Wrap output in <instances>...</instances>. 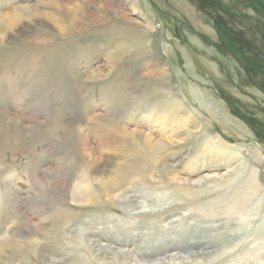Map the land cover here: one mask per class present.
Masks as SVG:
<instances>
[{
	"label": "rangeland",
	"instance_id": "1",
	"mask_svg": "<svg viewBox=\"0 0 264 264\" xmlns=\"http://www.w3.org/2000/svg\"><path fill=\"white\" fill-rule=\"evenodd\" d=\"M0 18V264H264V0H0Z\"/></svg>",
	"mask_w": 264,
	"mask_h": 264
},
{
	"label": "bare ground",
	"instance_id": "2",
	"mask_svg": "<svg viewBox=\"0 0 264 264\" xmlns=\"http://www.w3.org/2000/svg\"><path fill=\"white\" fill-rule=\"evenodd\" d=\"M23 7V6H22ZM25 7V6H24ZM26 8V7H25ZM20 9V8H19ZM23 10V9H22ZM26 12V11H25ZM14 13V12H13ZM18 13V12H17ZM16 13V14H17ZM14 15V14H13ZM13 15H12V13H5V16H4V18L8 21V20H11V18L13 17ZM27 15H28V13H27ZM71 15H72V13L71 14H68V16L69 17H71ZM15 17V16H14ZM13 17V18H14ZM5 19H4V21H5ZM0 20H3L2 18H0ZM3 21V22H4ZM7 23H10V22H7ZM0 29L2 28V21H1V24H0ZM12 30V29H11ZM8 31H9V29H8ZM8 33V32H7ZM9 38V36H7V37H4V39L3 40H6V39H8ZM113 62V61H112ZM13 113V112H12ZM12 119V118H11ZM107 120V121H106ZM110 120H112V119H105V122L106 123H102V124H98L97 125V129H98V131H100V133L102 134V142L104 143V145L106 146V147H117V142L115 141L116 140V138H117V131L115 130V128H113L110 124H112L111 122H110ZM94 121V120H93ZM98 121V120H97ZM119 130V129H118ZM122 132H123V130H122ZM130 134V133H129ZM131 134H133V133H131ZM140 144H141V147H143V148H145L150 154H151V157L153 158V160L156 162V163H158V165L160 166V171L163 173V174H167V175H171V172L173 171V168L174 167H172V164L171 163H169V162H166L165 160H163L162 158H160V157H158V155H157V150H156V148L158 149V148H160L161 147V144H160V142H155V143H153L150 139L148 140V139H146V141L145 142H141L140 141ZM119 147V146H118ZM155 150V151H154ZM112 151V150H111ZM111 154V153H110ZM174 166V165H173ZM93 167V166H92ZM105 167V166H104ZM52 168V167H51ZM95 168H96V166H95ZM94 168V169H95ZM100 168V167H99ZM102 168V167H101ZM107 168V167H106ZM49 170V169H48ZM52 170H54V169H52ZM93 170V169H92ZM101 170V169H100ZM96 171L98 172V168L96 169ZM96 172V173H97ZM109 172V171H108ZM95 173V172H94ZM47 175V174H46ZM50 175V174H49ZM55 176H56V173H55ZM50 177H51V175H50ZM49 177V178H50ZM60 177V176H59ZM58 177V178H59ZM72 177V176H71ZM34 178V177H33ZM32 178V179H33ZM62 178V177H61ZM39 178H38V176H35V179L34 180H36V182H37V180H38ZM171 181H173V182H175L176 184H177V182L178 181H176V180H178V177L177 176H174V177H170L169 178ZM152 177L150 176V175H146L145 174V176L142 178V186L144 187H140V188H135V190L137 189V190H140V191H143L144 189H145V187H148V185L149 186H151L150 185V183H152ZM39 182V181H38ZM42 182V181H41ZM40 182V183H41ZM75 182V181H74ZM100 182V181H99ZM204 181L203 180H201V183H203ZM39 183V184H40ZM36 184H38V183H36ZM181 184V183H180ZM191 184V183H190ZM4 185V184H3ZM182 185V184H181ZM180 185V186H181ZM198 185H199V182H198ZM41 186V185H40ZM65 186V185H64ZM180 186H178L177 185V188H178V190L180 189H182V190H184V189H186V187H180ZM254 187V184L253 183H251V182H249V183H246V189H250V188H253ZM44 188V187H43ZM187 189H190V187H187ZM2 190H3V188H2ZM72 193H73V195L76 197V199H82L83 201L84 200H88V198L90 197V193H92V191H91V189L88 187V186H86V185H82L81 183H72ZM186 193H187V191H186ZM14 197V196H13ZM12 198V194L10 193V191L8 190V189H6V188H4V191L2 192V194H1V197H0V204L3 202V201H5V200H9V199H11ZM90 199V198H89ZM97 199V198H96ZM124 199V198H123ZM75 201V200H74ZM79 201V200H78ZM129 201V204L128 205H130V206H132L133 208L131 209V210H133V212H135L134 214H136V215H138L139 214V216H140V214H142V213H145L147 210L145 209L146 207H147V205H145V203H143V202H141V201H130V200H128ZM80 202V201H79ZM92 202V201H91ZM86 203V202H85ZM239 206L237 205V204H231V211H234L236 208H238ZM148 208V207H147ZM236 211V210H235ZM94 242H96V241H94ZM132 242H131V240H129V242H127V247H125V248H116V247H113V246H105V245H99L100 247H99V249L100 250H102L103 251V249H105V248H108L109 250H110V252H112L113 254H115L116 256H129V255H131V250L128 248V245H130ZM52 254V253H51ZM159 254V253H158ZM42 255V257H43V259L44 260H46V262H48L49 264H51L52 262L54 263V264H65L64 263V260L63 259H56V257L53 255H49V254H41ZM153 255V253H146V254H144V256L143 257H145L143 260H149V258L151 257ZM155 255V254H154ZM165 256V255H164ZM182 255L180 254V253H175V254H173V255H169V256H166V257H164V258H174V259H176V258H180ZM51 263H50V262ZM163 262V261H162Z\"/></svg>",
	"mask_w": 264,
	"mask_h": 264
}]
</instances>
